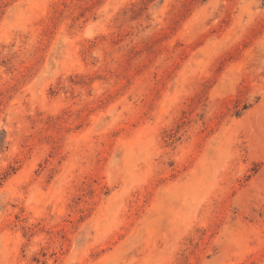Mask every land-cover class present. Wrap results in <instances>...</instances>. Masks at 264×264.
I'll return each mask as SVG.
<instances>
[{"label": "rangeland", "instance_id": "rangeland-1", "mask_svg": "<svg viewBox=\"0 0 264 264\" xmlns=\"http://www.w3.org/2000/svg\"><path fill=\"white\" fill-rule=\"evenodd\" d=\"M0 264H264V0H0Z\"/></svg>", "mask_w": 264, "mask_h": 264}]
</instances>
